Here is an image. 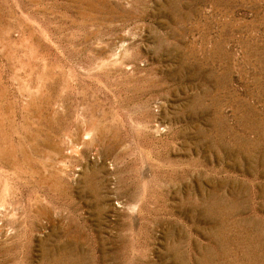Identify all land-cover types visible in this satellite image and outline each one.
I'll list each match as a JSON object with an SVG mask.
<instances>
[{
  "label": "rangeland",
  "instance_id": "1",
  "mask_svg": "<svg viewBox=\"0 0 264 264\" xmlns=\"http://www.w3.org/2000/svg\"><path fill=\"white\" fill-rule=\"evenodd\" d=\"M0 264H264V0H0Z\"/></svg>",
  "mask_w": 264,
  "mask_h": 264
}]
</instances>
